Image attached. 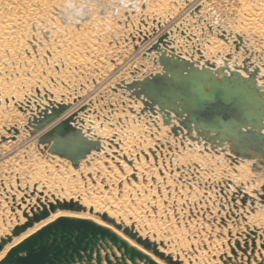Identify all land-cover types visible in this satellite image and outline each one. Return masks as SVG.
I'll return each instance as SVG.
<instances>
[{"label":"rangeland","instance_id":"1","mask_svg":"<svg viewBox=\"0 0 264 264\" xmlns=\"http://www.w3.org/2000/svg\"><path fill=\"white\" fill-rule=\"evenodd\" d=\"M64 3L0 0V31L15 28L12 42L22 45L0 51V238L24 222L22 210L30 213L29 199L21 202V180L24 189L26 182L30 188L36 183L41 192L44 184L45 195L79 199L87 210L67 213L117 233L94 213L106 212L144 237L154 233L184 264H264V167L254 170L251 162L237 163L210 148L200 153L194 141L175 138L162 118L153 123L139 117L142 101L113 88L135 68L138 78L160 69L152 62L155 52L143 53L168 31V51L197 58L193 48L200 49L216 62L217 52L225 56L231 49L217 30L232 31L233 38L237 32L246 49L231 52L239 63L252 57L264 75V0H67V10ZM28 7L35 11L31 16ZM44 89L49 100L73 102L59 120L84 104L75 123L100 138L102 150L78 168L38 144L42 130L29 131V109L45 103ZM12 126L19 134L3 140ZM121 141L133 145L135 154L127 158L132 163L110 154ZM124 164L132 172L126 174Z\"/></svg>","mask_w":264,"mask_h":264},{"label":"water","instance_id":"2","mask_svg":"<svg viewBox=\"0 0 264 264\" xmlns=\"http://www.w3.org/2000/svg\"><path fill=\"white\" fill-rule=\"evenodd\" d=\"M169 32L157 36L143 53L144 56H150L155 52L152 62L154 66L159 65L160 69L144 73L140 78L136 71L131 72L129 79L116 84L118 88L135 101H142L139 115L144 114L151 119L160 115L163 125L169 127L175 137L180 136L182 141L189 138L206 150L210 148L215 153H225L234 161L252 160L251 167L254 170L264 167V82L258 81L260 68L250 57H245L239 63L231 51L218 64L214 60L201 62L204 57L199 52L198 59L183 57L172 49L168 51ZM217 35L227 42L223 34ZM235 45L238 51L239 46ZM69 106L71 103H58L40 108L37 116L28 117V124L33 134L45 129L39 136L38 144H43L52 155L70 160L77 168L81 160L93 151L98 152L102 145L99 139H90L69 121H60L48 127ZM12 130V133L8 130L9 138L3 136L2 139H13L17 129ZM262 190L264 192V183ZM259 197L264 199V193L259 194ZM36 201L41 208L37 207L36 211L32 209L31 215L24 213L26 222L15 226L11 235L0 238V250L11 241L13 235H19L57 209L76 212L86 210V206L79 202L56 199L54 203L47 202L46 206L40 199ZM94 215L120 230L158 259L167 264H182L159 250L164 242L141 236L133 226L117 222L106 212ZM114 248L120 256L115 254ZM101 249L105 251L104 260L107 264H128L127 260L131 264H158L146 253L129 246L109 228L90 219L73 216H58L31 233L9 249L0 259V264H94L93 260L96 264H102Z\"/></svg>","mask_w":264,"mask_h":264},{"label":"bare ground","instance_id":"3","mask_svg":"<svg viewBox=\"0 0 264 264\" xmlns=\"http://www.w3.org/2000/svg\"><path fill=\"white\" fill-rule=\"evenodd\" d=\"M27 13V15H32V14H34V10H33V8H30V7H28L26 10H25ZM210 27V30H211V32H212V27L211 26H209ZM218 29H221L222 30V28L221 27H219L218 26ZM223 32H224V37L227 39V42H226V44H228L230 47H231V49H230V51H232L233 52V48L235 49V43L239 46V50H240V48H243L244 50L246 49V47H245V42H244V39H242V36L239 34V33H235L234 34V38H233V36H232V31H224V30H222ZM17 33V30L15 29V28H13V27H10V26H7V27H5V28H3V30L2 31H0V44H1V46H2V49H0V51H2V52H4V51H6L7 53H12V52H16V50H19L20 49V47H18L17 45H21V44H18L17 42H15V43H13L12 41L13 40H15L14 38L16 37V35H18V34H16ZM19 33V32H18ZM217 33H221V32H219V30H217ZM219 37V36H218ZM219 38H221V37H219ZM230 40H232V41H230ZM16 41V40H15ZM22 46V45H21ZM24 47V46H23ZM22 50V49H21ZM193 51H196V54L198 55V52H199V55H203V53L201 52V50L200 49H195V48H193ZM247 52V51H246ZM248 53V52H247ZM15 54V53H14ZM217 54V56H220V59H219V61L218 62H216L215 61V58H214V56L211 58V59H206L205 58V55H203V57H204V59L203 60H201V62H204L205 60H214L217 64L218 63H221L222 62V59H223V56H221V54H219L218 52L216 53ZM250 54V53H249ZM199 55H198V57H199ZM251 55H252V53H251ZM144 56V55H143ZM190 56H193L194 57V55L192 54V55H189L188 57H190ZM186 57V56H185ZM198 57L197 58H195L194 57V59H198ZM251 58V61H252V57H250ZM232 61V60H231ZM229 62L230 63V65H232V62ZM254 64H255V62L254 61H252ZM256 65V64H255ZM258 66V65H257ZM259 68V67H258ZM137 68H135V70H136ZM135 70L134 71H131V72H135ZM138 70V69H137ZM259 79H258V81L259 82H264V75L263 74H261V68H260V73H259V77H258ZM115 90H118V87H113ZM45 90V93L43 94V98H44V101H45V103H41V104H36V108H35V111L34 110H31V109H29V112H30V114H28L27 115V118L28 117H30L31 115H36L37 116V114H38V112H39V110H40V108H44L45 106H49L50 104H58V103H61V104H68V103H73L72 101H68V102H63L62 100H60V101H55V100H49L48 98H47V94L49 93V91L47 90V89H44ZM36 93H37V96H38V94H40V90L39 89H37L36 90ZM50 96H51V98H53L52 97V94H50ZM34 99H35V97H33ZM62 98V97H61ZM141 102V101H140ZM136 103H137V101H136ZM73 105V104H72ZM71 105V106H72ZM71 106H69L68 107V109L71 107ZM68 109L66 110V111H68ZM86 109V107L84 106V104H83V106H81L80 108H78L76 111H73V112H71L70 114H68V116H66L65 118H63V119H60L59 120V118H61V116L66 112V111H64L60 116H59V118H57L56 120H54V122L51 124V126L50 127H52V126H54L56 123H58V122H60V121H64V120H66V121H69L71 124H73L74 126H76V127H78V128H80L79 126H78V124L77 123H75V120H76V118H75V116L78 114V112H80V111H83V110H85ZM141 109V108H140ZM140 109H139V111H140ZM129 110L131 111V112H133V109L130 107L129 108ZM138 115H139V112H138ZM142 115H139V117H141ZM147 118H149L150 120H151V122H153V123H155V120L158 118V117H160V115H156L155 117L153 116V118L151 119L149 116H147V115H145ZM161 118V117H160ZM28 126H30L29 124H28ZM49 127V126H48ZM12 128H16L17 129V132H16V134H19V129L17 128V127H15V126H12V127H10L9 129H7V130H9L11 133H12ZM31 129H32V127L30 126V129H29V131H31ZM81 129V128H80ZM131 131L129 132V138L131 139L132 137H135L132 133H133V130L132 129H130ZM43 131H45V129L44 130H42V132ZM82 131V130H81ZM87 131V130H86ZM84 132V131H83ZM88 132V131H87ZM10 134V133H9ZM84 134L87 136V133L86 132H84ZM87 137H89L90 139H92V140H100V138H92V137H90V136H87ZM125 137H127V136H125ZM176 138V137H175ZM189 145H191V143H189V142H187ZM100 144L102 145V143H101V141H100ZM117 145H118V150L117 149H113L112 151H110V154L111 153H113V152H116V154L118 155V156H121L122 158H124L126 161H128L129 163H132V161L131 160H127V158L129 157V156H134V154L135 153H133V149H132V147H133V145H130V143L128 144H126V141L125 142H120V143H117ZM197 145V144H196ZM197 146H200V147H202V149L200 150V153L201 152H203L204 151V149H203V146L202 145H197ZM102 148H103V145H102V147L100 148V150L99 151H101L102 150ZM46 149H48V148H46ZM117 150V151H116ZM93 152H95V151H93ZM93 152H91L90 154H92ZM89 154V155H90ZM88 155V156H89ZM152 155L154 156V151H152ZM58 156V155H57ZM87 156V157H88ZM86 157V158H87ZM59 158H63V157H60L59 156ZM86 158H84V160L86 161ZM117 158V157H116ZM146 158H147V156H146ZM64 159H66V158H64ZM67 160V159H66ZM84 160H81V162L82 161H84ZM68 161H70V160H68ZM245 161H248V162H251L250 163V165L252 164V161L251 160H245ZM245 161H236L237 163H244ZM80 162V163H81ZM88 162V161H87ZM72 163V162H71ZM80 166V165H79ZM78 166V167H79ZM127 164H124L123 166H122V168L125 170V173L126 174H128L129 172H132L131 171V168L128 166ZM77 167V168H78ZM134 175V174H133ZM135 176V175H134ZM19 179H20V177H19ZM4 184V183H3ZM19 188H20V192H22L23 193V196L21 197V202L22 203H25V198H28L29 199V208H30V213H28L27 212V210H22V216L25 218L24 219V222L23 223H25L26 222V217L24 216V213H26L27 215H31L32 214V209H34L35 211H36V209H37V207H40L41 208V206H40V204L38 203V201H36L37 199H40V201L42 202V203H44L46 206H47V202H52V203H54V202H56V199L58 200V201H65V202H79L80 204H82L81 202H80V200L79 199H77V200H74V199H72V198H70V200H65V199H62V200H60L59 198H54V194H51L50 192H48V194H51V197L54 199V201H51L49 198H48V194H44V189H45V185L44 184H42L41 185V192L40 191H38L37 190V184L36 183H34L33 185H32V187L30 188V186H29V183L28 182H26V189H24V188H22L21 187V180H20V182H19ZM29 192V193H28ZM41 196H43V198H41ZM33 199L35 200L34 202V204L33 205H31L30 203L33 201ZM6 201H8L7 199H6ZM242 203L244 204L245 203V201L243 200L242 201ZM83 205V204H82ZM18 207H19V209H21V206L20 205H17ZM84 206H86V205H84ZM12 210L14 211V208H12ZM86 210H87V207H86ZM85 210V211H86ZM90 210H92V209H90ZM89 210V211H90ZM67 211L68 210H61V209H57L56 210V212H51L46 218H44V219H42V221H40V222H37V223H35L34 225H32V226H29V227H27V229L25 230V231H23V232H21L19 235H13V237L14 236H18V238H17V240L16 241H14L13 243H11V244H9V245H6V244H8V243H6L4 246H3V248L0 250V259L2 258V257H4L5 255H6V253L8 252V250L9 249H11L14 245H16V244H18L19 242H21L22 240H24L25 238H27L31 233H34L35 231H37V230H39L40 228H42V226H44V225H46V224H48V223H50V222H52V221H54L55 219H56V217H58V216H67V217H71V216H73V217H77V218H82V219H90V220H92V221H94L96 224H98V225H103V226H105V227H107V228H109L108 226H106L104 223H102L101 221L99 222V221H97V220H94V219H91V218H88V217H85V216H83V215H76V214H72V213H67ZM72 211V210H71ZM71 211H69V212H71ZM76 212V211H75ZM116 215V214H115ZM114 215V216H115ZM113 216V217H114ZM105 222V221H104ZM23 223H21V224H23ZM107 223V222H106ZM122 223V222H121ZM21 224H17V225H21ZM108 224V223H107ZM17 225H14L13 226V228L15 227V226H17ZM108 225H110V224H108ZM123 225H125V224H123ZM126 226H128V225H126ZM132 226V225H131ZM111 227L114 229V230H117L116 228H114L112 225H111ZM13 228H12V230H13ZM111 231H113L111 228H109ZM11 230V231H12ZM11 231H10V233H6V234H4V236L5 235H11ZM117 231H120V230H117ZM114 233H117L116 231H113ZM120 233H121V231H120ZM120 233H117L118 235H119V237H121L122 239H124L122 236H120L121 234ZM123 234V233H122ZM140 234V233H139ZM124 235V234H123ZM4 236H2V237H4ZM125 236V235H124ZM142 236V235H141ZM145 236H147V237H149L151 240H153V241H156L157 242V235H155L154 233L152 234V236L150 237L148 234L147 235H145ZM13 237H12V239H11V241L13 240ZM126 237V236H125ZM144 237V236H143ZM126 238H128V237H126ZM129 239V238H128ZM125 240V239H124ZM130 240V239H129ZM132 240V239H131ZM10 241V242H11ZM126 241V240H125ZM127 242V244L129 245V246H133V247H136L137 249H139L140 251H142L144 254L146 253L152 260H154V261H156L155 259H153L150 255H149V253L150 252H148L146 249H144L143 247H141V246H139L138 244V246H134V245H132L131 243H128V241H126ZM136 244V243H135ZM143 249V250H142ZM169 249V246L165 243L163 246H160V251H162L165 255H171V257H172V260L173 261H175V260H178V261H180V262H182V264H184L183 263V261L182 260H180L179 259V255H174L173 253H171V252H166V250H168ZM145 251V252H144ZM151 254V253H150ZM152 256H154L153 254H151ZM155 257V256H154ZM155 258H157V257H155ZM158 259V258H157ZM159 261L161 260V259H158ZM159 261H156L158 264H162V263H160ZM161 261H163V260H161ZM165 264H167L165 261H163Z\"/></svg>","mask_w":264,"mask_h":264},{"label":"crops","instance_id":"4","mask_svg":"<svg viewBox=\"0 0 264 264\" xmlns=\"http://www.w3.org/2000/svg\"><path fill=\"white\" fill-rule=\"evenodd\" d=\"M108 252L110 253V251L108 250ZM114 252H115V254L117 255V256H120V253L117 251V249H115L114 248ZM101 255H102V264H107V262H105V260H104V255H105V251L103 250V249H101ZM110 260H114L113 259V257L110 255ZM128 264H131V262H129L128 260L126 261ZM92 263H94V264H96L95 263V261L93 260V262ZM139 264H143L142 262H139Z\"/></svg>","mask_w":264,"mask_h":264},{"label":"clouds","instance_id":"5","mask_svg":"<svg viewBox=\"0 0 264 264\" xmlns=\"http://www.w3.org/2000/svg\"><path fill=\"white\" fill-rule=\"evenodd\" d=\"M62 7H64L65 10H67V0H65V3L62 5Z\"/></svg>","mask_w":264,"mask_h":264},{"label":"flooded vegetation","instance_id":"6","mask_svg":"<svg viewBox=\"0 0 264 264\" xmlns=\"http://www.w3.org/2000/svg\"><path fill=\"white\" fill-rule=\"evenodd\" d=\"M3 183H4V181H3ZM1 192V191H0ZM2 193V192H1ZM18 209H19V207H18Z\"/></svg>","mask_w":264,"mask_h":264}]
</instances>
